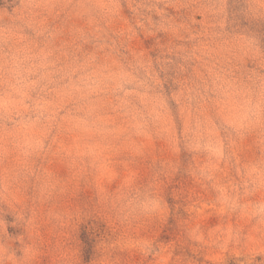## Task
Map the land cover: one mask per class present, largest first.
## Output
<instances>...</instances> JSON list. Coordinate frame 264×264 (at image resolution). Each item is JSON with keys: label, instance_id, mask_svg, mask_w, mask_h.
Masks as SVG:
<instances>
[{"label": "rangeland", "instance_id": "374dc122", "mask_svg": "<svg viewBox=\"0 0 264 264\" xmlns=\"http://www.w3.org/2000/svg\"><path fill=\"white\" fill-rule=\"evenodd\" d=\"M0 264H264V0H0Z\"/></svg>", "mask_w": 264, "mask_h": 264}]
</instances>
